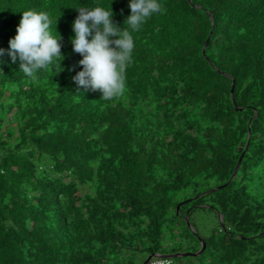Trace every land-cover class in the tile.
<instances>
[{"label":"trees","instance_id":"16d2710c","mask_svg":"<svg viewBox=\"0 0 264 264\" xmlns=\"http://www.w3.org/2000/svg\"><path fill=\"white\" fill-rule=\"evenodd\" d=\"M160 3L105 100L72 79V23L104 6L122 27L129 0H0V264H141L197 236L199 264H264V0ZM27 10L53 18L62 71L8 54Z\"/></svg>","mask_w":264,"mask_h":264},{"label":"clouds","instance_id":"9594fccd","mask_svg":"<svg viewBox=\"0 0 264 264\" xmlns=\"http://www.w3.org/2000/svg\"><path fill=\"white\" fill-rule=\"evenodd\" d=\"M129 8L130 14L122 27L114 22L112 8L104 6L77 7L79 14L72 23V48L82 56L79 61L82 70L72 79L78 88L99 91L105 100L122 94L126 86V69L136 46L133 33L164 11L160 0H129ZM61 40L59 33L53 34V18L48 12L27 10L15 36L9 40L8 54L13 62L19 58L24 76L35 79L50 66L59 68V72L63 70L61 62L65 55ZM4 52L0 48V57Z\"/></svg>","mask_w":264,"mask_h":264},{"label":"water","instance_id":"95a60500","mask_svg":"<svg viewBox=\"0 0 264 264\" xmlns=\"http://www.w3.org/2000/svg\"><path fill=\"white\" fill-rule=\"evenodd\" d=\"M204 47H205V45H204ZM204 47H203V49H204ZM246 147H247V145L245 146L244 149H246ZM243 154H244V152L241 154V156H240V158H239V160H238V162H237V166H236V168H235V170H234V172H233V175H232L231 179L234 177V175L236 174V172H237V170H238V168H239V164H240V162H241V160H242ZM231 179H230V180H231ZM220 188H221V186H219V187H217V188H214V189H212L211 191H215V190H218V189H220ZM183 203H185V202H183ZM183 203L178 204V206L176 207V209L178 210L179 207H180V205H182ZM185 219H186V222L188 223V225L190 226L189 221H188V213L186 214ZM220 219H221V217H220ZM190 228H191V227H190ZM195 235L197 236L196 233H195ZM197 238L199 239V241H200V243H201V247H200V249H199L197 252H195V253H187V252H186V253H176V254H171V255L150 254V255H148V256L144 259V261H143L141 264H147V263H148L152 258H154V257H168V258L197 257V256H199V255L203 252V250L205 249V243H204V241L202 240V238H200V237H198V236H197Z\"/></svg>","mask_w":264,"mask_h":264},{"label":"rangeland","instance_id":"374dc122","mask_svg":"<svg viewBox=\"0 0 264 264\" xmlns=\"http://www.w3.org/2000/svg\"><path fill=\"white\" fill-rule=\"evenodd\" d=\"M183 203L182 202H179V204ZM215 219L213 217V214L211 215H206V214H200L198 216V226H199V231L201 232H205L207 230V228H209L210 226H212V224L214 223ZM203 225V226H202ZM200 226L203 227L200 228ZM193 253V252H190V251H185L184 253ZM174 264H199L197 262V260L195 258H192V257H181L180 259H175L173 260Z\"/></svg>","mask_w":264,"mask_h":264},{"label":"built area","instance_id":"2783aa9c","mask_svg":"<svg viewBox=\"0 0 264 264\" xmlns=\"http://www.w3.org/2000/svg\"><path fill=\"white\" fill-rule=\"evenodd\" d=\"M147 264H174V262L168 257H154Z\"/></svg>","mask_w":264,"mask_h":264}]
</instances>
